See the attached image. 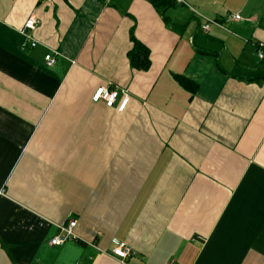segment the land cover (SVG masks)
Returning a JSON list of instances; mask_svg holds the SVG:
<instances>
[{"label":"crops","instance_id":"0c3cea01","mask_svg":"<svg viewBox=\"0 0 264 264\" xmlns=\"http://www.w3.org/2000/svg\"><path fill=\"white\" fill-rule=\"evenodd\" d=\"M260 43L264 0H0V264H264Z\"/></svg>","mask_w":264,"mask_h":264},{"label":"built area","instance_id":"2783aa9c","mask_svg":"<svg viewBox=\"0 0 264 264\" xmlns=\"http://www.w3.org/2000/svg\"><path fill=\"white\" fill-rule=\"evenodd\" d=\"M193 11L201 16V14L197 12V10L193 9ZM203 18L205 19V23L201 25V29L203 32L209 31L213 25H218L225 28L224 22L220 18H208L204 16ZM228 18L233 21H239L242 19V16L239 13H232L228 15ZM40 23L41 20L35 14H31L26 18L23 25L19 28V31L24 38L22 42L23 48H34L38 45V39L35 36V31L39 27ZM260 46L262 47L264 45L260 43ZM259 56L260 57L264 56L262 50L259 51ZM45 59L48 65H54L57 62L56 56L52 53L47 54L45 56ZM119 95L120 92L118 88L112 87L111 84L103 85L98 87L94 92L93 101L95 102L104 101L108 107H117L118 110L123 111L130 101V94L128 93V91L124 90L120 101L117 102ZM4 194H5V189L0 188V197L4 196ZM77 224L78 221L75 218H71L67 223L61 224L59 226L58 233L52 237L50 243L52 245H63L68 240H72V239L78 240L79 236L75 231ZM133 253L134 250L127 243L122 241L115 242V247L113 248V254L116 255L117 257H120L123 260Z\"/></svg>","mask_w":264,"mask_h":264},{"label":"trees","instance_id":"16d2710c","mask_svg":"<svg viewBox=\"0 0 264 264\" xmlns=\"http://www.w3.org/2000/svg\"><path fill=\"white\" fill-rule=\"evenodd\" d=\"M156 8L164 12L168 7L174 4V0H150ZM133 48L130 51L131 63L133 67L147 69L150 65V56L148 48L139 40L133 37ZM180 81L191 87L193 83L189 80L180 77Z\"/></svg>","mask_w":264,"mask_h":264}]
</instances>
